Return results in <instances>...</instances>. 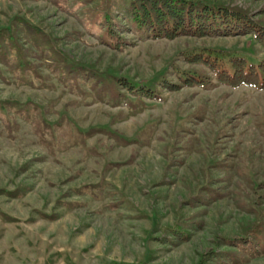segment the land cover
<instances>
[{"label": "rangeland", "instance_id": "374dc122", "mask_svg": "<svg viewBox=\"0 0 264 264\" xmlns=\"http://www.w3.org/2000/svg\"><path fill=\"white\" fill-rule=\"evenodd\" d=\"M173 2L0 0V264H264V87L211 61L264 45L139 25Z\"/></svg>", "mask_w": 264, "mask_h": 264}, {"label": "trees", "instance_id": "16d2710c", "mask_svg": "<svg viewBox=\"0 0 264 264\" xmlns=\"http://www.w3.org/2000/svg\"><path fill=\"white\" fill-rule=\"evenodd\" d=\"M173 1L167 5L160 4L158 11L151 9L148 5H141L139 11L136 10L140 15L139 25H147L154 37L171 38L182 33L195 35L253 33L256 39L264 45V25L246 12L196 0ZM206 56L204 61L208 62L209 56ZM211 61L221 81L264 87V62L259 65H247L244 58L236 57L231 60V68H227L224 65L217 66L218 62L214 58ZM199 82L203 83V80L200 79Z\"/></svg>", "mask_w": 264, "mask_h": 264}]
</instances>
